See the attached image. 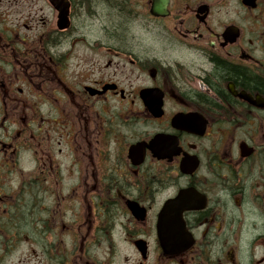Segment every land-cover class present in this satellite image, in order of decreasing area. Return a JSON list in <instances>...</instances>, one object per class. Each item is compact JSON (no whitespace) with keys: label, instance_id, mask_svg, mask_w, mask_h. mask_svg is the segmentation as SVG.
Listing matches in <instances>:
<instances>
[{"label":"flooded vegetation","instance_id":"obj_1","mask_svg":"<svg viewBox=\"0 0 264 264\" xmlns=\"http://www.w3.org/2000/svg\"><path fill=\"white\" fill-rule=\"evenodd\" d=\"M0 264H264V0H0Z\"/></svg>","mask_w":264,"mask_h":264},{"label":"trees","instance_id":"obj_2","mask_svg":"<svg viewBox=\"0 0 264 264\" xmlns=\"http://www.w3.org/2000/svg\"><path fill=\"white\" fill-rule=\"evenodd\" d=\"M251 83H255V81H251Z\"/></svg>","mask_w":264,"mask_h":264}]
</instances>
